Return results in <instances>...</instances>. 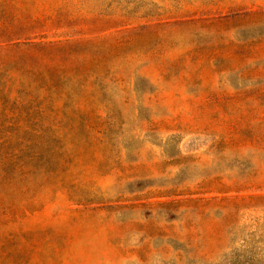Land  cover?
<instances>
[{"label":"rangeland","instance_id":"obj_1","mask_svg":"<svg viewBox=\"0 0 264 264\" xmlns=\"http://www.w3.org/2000/svg\"><path fill=\"white\" fill-rule=\"evenodd\" d=\"M0 264H264V0H0Z\"/></svg>","mask_w":264,"mask_h":264}]
</instances>
